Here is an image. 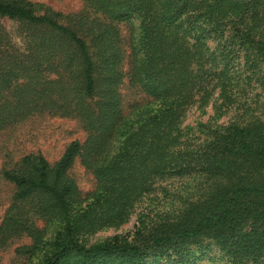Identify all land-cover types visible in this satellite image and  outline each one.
Wrapping results in <instances>:
<instances>
[{
	"label": "trees",
	"instance_id": "1",
	"mask_svg": "<svg viewBox=\"0 0 264 264\" xmlns=\"http://www.w3.org/2000/svg\"><path fill=\"white\" fill-rule=\"evenodd\" d=\"M84 1L102 21L77 17L74 27L64 26L59 14L40 12L37 4L0 0V18L18 23L23 32L16 40L0 31V129L42 113L74 119L84 133L54 162L28 153L3 164L0 177L12 193L0 221V243L28 237L30 243L14 251L25 258L23 264H185L188 246L207 238L227 264H264V124H229L195 147L181 142L179 130L196 95H205L216 57L225 62L213 75L221 91L228 86L233 51L222 46L214 56L206 42L220 39L226 19L245 13L246 3ZM130 20L138 22V32L127 84L149 101L124 115L115 24ZM232 33L240 36L238 49L254 50L264 63V44L254 47L247 34ZM75 160L92 177L88 193L71 176ZM191 174L223 177L226 183L174 221L137 219L131 232L88 246L81 241L123 224L154 179ZM33 217L57 225L49 240Z\"/></svg>",
	"mask_w": 264,
	"mask_h": 264
},
{
	"label": "rangeland",
	"instance_id": "2",
	"mask_svg": "<svg viewBox=\"0 0 264 264\" xmlns=\"http://www.w3.org/2000/svg\"><path fill=\"white\" fill-rule=\"evenodd\" d=\"M40 6L42 11L50 10L60 15L58 23L73 26L77 17L97 18L101 15L91 11L84 0H27ZM245 13H236L226 19L227 26L220 39L207 41V47L218 55L220 48L233 51L228 57L229 84L221 91L217 73L225 60H216L210 65L203 91L185 110L179 130L181 142L188 147H195L208 140V133L229 124L237 126H255L264 124V63L254 50L238 49L233 31L247 34L252 45L264 44V0H243ZM241 3V0H239ZM243 14V15H242ZM136 20L117 23L119 47L122 52L120 70L124 74L119 93L122 96V111L127 115L135 104H147L149 99L135 87L127 84L125 75L130 66V46L137 38ZM74 27V26H73ZM0 31L16 40L22 36L18 23L0 18ZM19 34L21 36H19ZM87 41V40H86ZM19 82L16 83L18 85ZM132 117V114L129 118ZM84 133L74 119L50 117L34 114L23 121L8 123L0 129V170L7 161H16L28 153L41 154L48 162H54L61 155L64 147L72 140L81 141ZM71 176L82 193L93 189V180L78 160H75ZM226 183L223 177L207 175H164L150 183L149 191L135 203L128 219L117 227L102 229L92 235L84 236L81 241L85 246L100 243L113 235H122L132 231L137 219L146 223L169 222L179 217L190 204H202L209 200L213 191ZM11 186L0 177V221L10 204ZM34 225L42 231V237L49 240L57 229L56 224L40 218H32ZM25 235H17L0 243V264H23L25 258L15 254V249L29 244ZM37 261V260H35ZM35 261L33 262L35 264ZM159 264H167L160 262ZM185 264H227L225 256L218 251L214 242L201 238L188 246Z\"/></svg>",
	"mask_w": 264,
	"mask_h": 264
}]
</instances>
